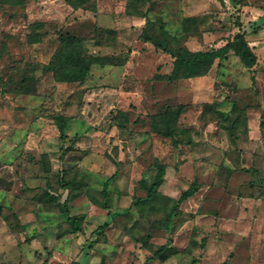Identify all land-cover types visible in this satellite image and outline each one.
Instances as JSON below:
<instances>
[{"label": "rangeland", "instance_id": "374dc122", "mask_svg": "<svg viewBox=\"0 0 264 264\" xmlns=\"http://www.w3.org/2000/svg\"><path fill=\"white\" fill-rule=\"evenodd\" d=\"M90 2H0V264H264V0ZM65 37L80 81L48 67ZM227 43L204 77L165 78L162 48Z\"/></svg>", "mask_w": 264, "mask_h": 264}, {"label": "trees", "instance_id": "16d2710c", "mask_svg": "<svg viewBox=\"0 0 264 264\" xmlns=\"http://www.w3.org/2000/svg\"><path fill=\"white\" fill-rule=\"evenodd\" d=\"M66 3L72 8L76 9L79 7H88L90 10L95 11V5L91 4L90 0H65ZM1 2V0H0ZM108 33H114V30H106ZM241 34L236 36V39H240ZM147 41L152 42L154 45L161 47L160 44L153 42L151 39ZM80 43L79 40H75L71 37H65L61 43V47L57 51L53 64L48 66L49 69L53 71L54 77L57 80L74 82L82 80L86 73L89 70L90 62L86 61L83 56L80 54ZM164 51L170 53L173 60V68L169 75L165 78L169 81L179 80V79H190L194 77L205 76L211 67L213 66L215 60H221L226 58L228 51L231 49L229 43L212 49L210 51H191L186 47H179L178 50L174 53L168 48H162ZM74 52L76 55H74ZM61 56L64 57V63H60ZM263 122H261V126ZM160 131V130H159ZM160 133V132H159ZM171 134V132H169ZM169 133L165 135H169ZM156 174L150 184L147 186V200L151 201L159 193V187L163 184L165 176V165L155 161ZM117 176V171L114 172L104 183L102 189V195L107 196V185L115 179ZM145 183V182H144ZM198 191L197 183L194 181L186 190L182 191L180 196L177 199H173L169 196H164L166 199L173 201L170 213L167 215V222L170 223L172 216L176 214L179 210L180 205L186 201L188 198L194 196ZM47 197L51 200H57V198L51 194H47ZM57 205L59 207L60 213L68 212L67 200L58 201ZM105 208L108 209V206L105 205ZM110 216V213H108ZM110 217L109 219H111ZM70 223L75 221L74 217H68L67 219ZM109 221L107 220L104 224L99 226V231H103L108 227ZM73 229H77L76 226ZM97 233L98 230L94 231ZM205 239H202L201 245L205 246ZM167 243L159 246L157 250L153 253L152 258L156 259L160 254L166 249Z\"/></svg>", "mask_w": 264, "mask_h": 264}, {"label": "crops", "instance_id": "0c3cea01", "mask_svg": "<svg viewBox=\"0 0 264 264\" xmlns=\"http://www.w3.org/2000/svg\"><path fill=\"white\" fill-rule=\"evenodd\" d=\"M202 77H204V76H202ZM202 77H200V78H202ZM194 78H196V77H194ZM191 79V78H190Z\"/></svg>", "mask_w": 264, "mask_h": 264}]
</instances>
